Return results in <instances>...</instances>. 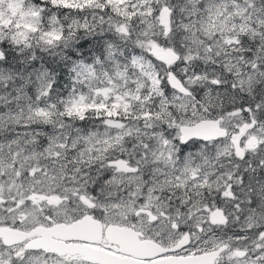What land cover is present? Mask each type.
Masks as SVG:
<instances>
[{"label":"snow or ice","instance_id":"6c2138e0","mask_svg":"<svg viewBox=\"0 0 264 264\" xmlns=\"http://www.w3.org/2000/svg\"><path fill=\"white\" fill-rule=\"evenodd\" d=\"M0 264H264V0H0Z\"/></svg>","mask_w":264,"mask_h":264}]
</instances>
